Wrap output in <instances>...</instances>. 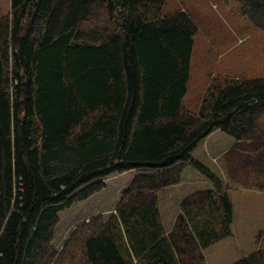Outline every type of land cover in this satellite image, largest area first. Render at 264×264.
Listing matches in <instances>:
<instances>
[{"label":"trees","instance_id":"16d2710c","mask_svg":"<svg viewBox=\"0 0 264 264\" xmlns=\"http://www.w3.org/2000/svg\"><path fill=\"white\" fill-rule=\"evenodd\" d=\"M264 33V0H223ZM168 0H10L0 16V264H206L230 237V190L264 192V76L214 75L185 104L199 27ZM219 50H226V46ZM234 140L222 176L192 151ZM188 168L211 188L185 196L172 225L160 194ZM135 176L113 212L53 247L59 213ZM255 251L231 264H264Z\"/></svg>","mask_w":264,"mask_h":264},{"label":"rangeland","instance_id":"374dc122","mask_svg":"<svg viewBox=\"0 0 264 264\" xmlns=\"http://www.w3.org/2000/svg\"><path fill=\"white\" fill-rule=\"evenodd\" d=\"M10 0H0V16L9 12ZM194 12L199 34L194 44L188 91L185 104L194 109L204 93L209 78L214 75L232 77L264 76V33L255 29L241 14L239 7L223 0H168L170 11L183 8ZM226 46V50H219ZM234 140L220 130L213 131L199 145L194 157L218 176L223 171L221 155L228 151ZM208 148L218 149V160L213 161ZM135 172L111 174L103 179L105 189L86 201L59 213L53 247L59 249L70 231L94 215L106 217L117 205ZM211 188L196 170L188 168L181 183L160 194V215L169 229L178 213L179 202L187 195ZM228 195L234 205L232 235L204 250L206 264H231L252 253L258 246L257 236L264 231V192L255 190H230Z\"/></svg>","mask_w":264,"mask_h":264},{"label":"crops","instance_id":"0c3cea01","mask_svg":"<svg viewBox=\"0 0 264 264\" xmlns=\"http://www.w3.org/2000/svg\"><path fill=\"white\" fill-rule=\"evenodd\" d=\"M196 150H201L199 144H198L197 147L192 151V155H193V156H194V153H195ZM215 150H218V149H215ZM215 150H214V149H210V148H208V150H207V153L210 154V155L212 156L213 161H217V160H218L217 156H218L219 151H218L217 154L214 155V151H215ZM233 207H234V205H233ZM233 221H234V215H233ZM228 238H229V237H228ZM255 250H256V249H255ZM255 250H254V251H255ZM248 255H249V254H248ZM246 256H247V255H246ZM237 260H238V259H237Z\"/></svg>","mask_w":264,"mask_h":264},{"label":"water","instance_id":"95a60500","mask_svg":"<svg viewBox=\"0 0 264 264\" xmlns=\"http://www.w3.org/2000/svg\"><path fill=\"white\" fill-rule=\"evenodd\" d=\"M114 213V212H113Z\"/></svg>","mask_w":264,"mask_h":264}]
</instances>
